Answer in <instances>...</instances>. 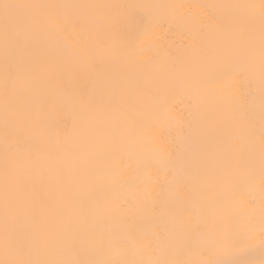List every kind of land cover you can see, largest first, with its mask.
<instances>
[{"label":"bare ground","instance_id":"6f19581e","mask_svg":"<svg viewBox=\"0 0 264 264\" xmlns=\"http://www.w3.org/2000/svg\"><path fill=\"white\" fill-rule=\"evenodd\" d=\"M17 4L49 5H153L152 8L129 9L136 15L141 27L149 25L159 17L167 19L173 9L168 5H184L182 12L199 21L213 25L203 35L193 31L173 29L162 19L160 26L149 31L144 41L142 54L120 55L111 51L102 39L97 38L96 28L88 14L103 12L111 14L120 9H67L68 18L79 17L75 34L64 32L50 37L52 57L69 70L61 77V89L55 94L49 107V97L42 91L31 101L33 120L29 139L41 146V154L28 156L17 153L14 163L19 171L31 177L30 190L40 205L65 194L71 201V213L83 216L88 225H102L104 231L119 229L126 213V204L131 198L143 194V184L136 189L119 188L112 184H98L94 173V160L89 148L82 142L84 130L94 124L103 134V150L115 153L120 163L130 156H156L160 153L174 160L178 166L190 156L206 161V180L202 188L203 200L215 204L212 216H204L199 204L193 210L189 224H198L203 234V243L181 247L167 258L204 264L206 261L226 258L230 264H264V236L260 230L261 199L260 154L262 149L260 129V28L261 21L256 14L251 23L235 27L234 39L246 46L249 33L254 36L255 71L252 73L218 78L220 66L200 64L195 52L203 44L218 39L215 23L218 18L233 15L237 10L220 8L218 5L258 4L260 0H8ZM242 15L251 13L241 12ZM67 42L69 48H64ZM150 45V47H149ZM4 67L5 56L0 39V256L4 241L2 211V187L5 154L8 142L3 135L4 128ZM122 81L125 90L121 92L117 105L107 102V87L113 81ZM23 89V83H17ZM104 103H100L101 98ZM254 98V103H250ZM238 110L255 112V135L244 136L238 142L231 139L232 117ZM129 114H135L136 121L130 123ZM54 115L60 135L47 131L49 117ZM76 127H73V122ZM133 145L132 152L119 147ZM223 147L231 157L234 171L241 180V189L226 195L220 178L215 174L209 159L218 148ZM251 157L254 177L249 181L247 171L235 167L242 158ZM116 160L113 162L115 163ZM135 167V160H133ZM131 168L126 171L130 174ZM153 177L158 169L153 165L147 170ZM144 174V173H142ZM250 185V186H249ZM102 190L97 200L81 204V193ZM159 186H153L150 198L157 196ZM21 237L27 241L34 235V226L27 220L20 225ZM224 240L232 241L224 255H218L217 246ZM144 254L125 256L124 259L156 258L154 241L145 238ZM60 258H73L66 252ZM80 259L113 258L103 253L82 252Z\"/></svg>","mask_w":264,"mask_h":264},{"label":"snow or ice","instance_id":"6c2138e0","mask_svg":"<svg viewBox=\"0 0 264 264\" xmlns=\"http://www.w3.org/2000/svg\"><path fill=\"white\" fill-rule=\"evenodd\" d=\"M115 7L119 12L88 14L96 28V36L114 53L134 56L142 54L144 41L149 31L160 26L163 19L173 29L193 31L196 35L207 33L213 25L197 20L182 12L184 5H168L174 11L170 17L156 18L149 25L141 27L136 15L129 9L152 8L153 5H49L17 4L0 0V39H2L4 67V128L3 135L8 142L5 154L2 187V211L4 221V241L0 264H191L167 258L181 247L194 243H203L204 237L198 224H189L193 210L199 204L204 216H212L215 204L203 200L202 188L206 180V161L190 156L182 166L160 153L152 157L130 156L120 163L115 153L103 150L105 141L101 131L90 124L83 132L82 142L89 148V155L94 160V173L98 184H112L119 188L136 189L143 184L144 192L131 198L126 204V215L119 229L104 231L102 225H88L86 219L75 217L71 213V201L65 194H59L51 202L40 205L30 190L31 177L18 170L14 163L17 153L28 156L41 154V146L31 143L30 125L33 120L31 101L42 91L49 97V107L55 94L61 89V77L69 66L52 57L50 37L64 32L75 34L80 23L79 17L68 18L67 9H104ZM220 8L237 10L233 15L218 18L215 23L218 39L203 44L195 52V59L204 65L220 66L218 78L234 75L244 76L255 71L254 36L250 32L246 46L234 39L235 27H243L259 15L260 28V181L261 199L264 201V0L258 4L218 5ZM241 12L251 13L242 15ZM64 48H69L67 42ZM150 47V45H149ZM23 83V89L17 83ZM122 81H113L107 87L106 97L110 106L117 105L119 96L125 90ZM101 98L100 103H104ZM250 103H254V98ZM130 123L136 121L135 114H129ZM255 112L238 110L232 117L234 125L231 133L233 142L242 137L255 135ZM76 127V122H73ZM51 131L60 135L54 115L49 117L46 133ZM125 151L132 152L133 145L120 144ZM215 174L220 178L226 190L220 194L217 202L241 189V180L234 171V165L228 152L218 147L209 157ZM116 160L114 163L113 161ZM135 160V167H133ZM153 165L158 173L153 177L147 172ZM235 167L247 171L250 181L254 177L251 157L240 159ZM131 168L129 174L126 170ZM144 173V174H142ZM159 186L157 196L150 198L153 186ZM250 186V185H249ZM103 195L102 190L81 193V204L97 200ZM27 220L34 226V235L27 241L21 237L20 225ZM260 230L264 236V204L260 210ZM145 238L154 241L153 251L156 258L124 259L125 256L144 254L142 244ZM232 241L224 240L217 246L216 252L223 256ZM264 243V240H262ZM71 252L73 258H60ZM82 252L103 253L113 258L80 259ZM204 264H230L226 258L206 261Z\"/></svg>","mask_w":264,"mask_h":264}]
</instances>
